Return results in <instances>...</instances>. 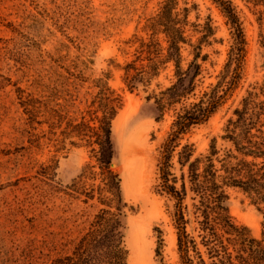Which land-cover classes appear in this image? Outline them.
I'll return each instance as SVG.
<instances>
[{
    "label": "rangeland",
    "instance_id": "obj_1",
    "mask_svg": "<svg viewBox=\"0 0 264 264\" xmlns=\"http://www.w3.org/2000/svg\"><path fill=\"white\" fill-rule=\"evenodd\" d=\"M165 1L0 0V264H50L69 254L89 230L94 202L71 190L76 184L78 192L96 185L87 172L80 177L93 164L100 87L115 98L111 170L134 210L126 220L127 264H182L167 215L173 201L152 188L171 123L215 81L230 34L214 0H176L173 17L184 38L177 69L168 59L167 36L155 26ZM231 1L246 40L242 80L182 141L196 158L209 155L215 138L217 170L222 160L236 162L228 154L241 158L224 136L243 97L264 82V0ZM152 64L156 75L146 84L136 79L130 89L136 70ZM197 67L192 91L161 111L155 103L160 93ZM182 77L187 86L189 77ZM173 162L180 178L186 171L177 155ZM48 166L52 181L42 175ZM185 187L193 212L187 175ZM226 193L233 221L262 239L264 205L237 188ZM156 230L164 240L162 258L155 253ZM202 251L206 264H213Z\"/></svg>",
    "mask_w": 264,
    "mask_h": 264
},
{
    "label": "trees",
    "instance_id": "obj_2",
    "mask_svg": "<svg viewBox=\"0 0 264 264\" xmlns=\"http://www.w3.org/2000/svg\"><path fill=\"white\" fill-rule=\"evenodd\" d=\"M222 8L229 25L230 40L226 60L215 81L171 123L160 151L157 182L153 194L168 196L173 201V210L168 217L175 231L176 246L182 264H206L202 249L213 264H264V233L262 239L252 236L248 227L236 224L230 216L231 202L226 188H237L251 200L264 205V82L255 92H247L240 107L233 111L234 120L229 121L224 139L231 142L236 155L228 154L236 162L221 161V168H215L218 155L213 138L207 156L193 158L191 146L182 141L191 129L207 120L221 101L232 95L243 77L246 40L241 19L231 0H214ZM176 0H166L160 10L155 26L161 28L169 40L168 59L179 69V44L184 42L183 34L173 11ZM198 58V56H195ZM154 65V64H152ZM136 70L129 80L130 89L134 81L146 84L157 73V68ZM190 69V67H189ZM188 69V70H189ZM189 77V71L180 74L176 84L160 93L155 102L159 109L178 102L192 91L198 75V67ZM189 77L187 86L183 77ZM138 77V78H136ZM107 79V77L105 78ZM100 87L97 128L94 134L90 160L81 180L90 176L95 186L85 192L71 191L83 196L85 201L94 202L96 212L87 233L80 238L69 254L56 257L50 264H127L128 250L124 244L126 220L133 207L124 199L120 176L110 168L114 160L111 143V122L117 113L115 98ZM183 172L178 178L174 172V158ZM42 175L52 181L50 167L42 168ZM220 172L222 174H220ZM188 177L193 195L194 211L186 203L185 177ZM195 224L198 228H195ZM157 258H162L164 240L156 230Z\"/></svg>",
    "mask_w": 264,
    "mask_h": 264
},
{
    "label": "water",
    "instance_id": "obj_3",
    "mask_svg": "<svg viewBox=\"0 0 264 264\" xmlns=\"http://www.w3.org/2000/svg\"><path fill=\"white\" fill-rule=\"evenodd\" d=\"M110 168H115V164L114 163H111L110 164Z\"/></svg>",
    "mask_w": 264,
    "mask_h": 264
}]
</instances>
